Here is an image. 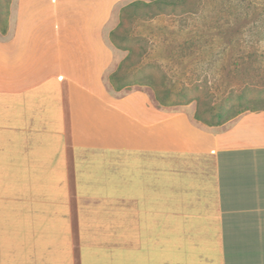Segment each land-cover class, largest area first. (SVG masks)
I'll list each match as a JSON object with an SVG mask.
<instances>
[{"label":"crops","instance_id":"1","mask_svg":"<svg viewBox=\"0 0 264 264\" xmlns=\"http://www.w3.org/2000/svg\"><path fill=\"white\" fill-rule=\"evenodd\" d=\"M120 1L11 5L0 264H264V108L213 126L116 89Z\"/></svg>","mask_w":264,"mask_h":264},{"label":"rangeland","instance_id":"2","mask_svg":"<svg viewBox=\"0 0 264 264\" xmlns=\"http://www.w3.org/2000/svg\"><path fill=\"white\" fill-rule=\"evenodd\" d=\"M13 1L0 0L1 31L9 28ZM135 1L154 0L115 6L113 73L121 64L128 81H143L146 91L199 113L201 121L241 94L245 107L264 108V0H184L186 12L123 19L122 9Z\"/></svg>","mask_w":264,"mask_h":264},{"label":"trees","instance_id":"3","mask_svg":"<svg viewBox=\"0 0 264 264\" xmlns=\"http://www.w3.org/2000/svg\"><path fill=\"white\" fill-rule=\"evenodd\" d=\"M183 1L184 0H154L151 2L135 1L125 6L122 9V14H123L122 18L123 19L124 17L132 18V16L136 15L137 18L146 19V18H154L161 14H179L181 11L186 12L185 10H181V7L185 5ZM121 25H122V22H121ZM3 31H6V29H3ZM111 37L113 40L117 39L116 30L111 33ZM123 49L129 50L131 53L130 49L128 48H123ZM129 59H130V55L125 60H129ZM120 69H122V66ZM127 79L128 77L120 74L119 70L111 76V80L114 82L115 87L118 90L125 87L126 84L124 82L125 81L128 82ZM128 83L129 85L134 84L133 82H130V81ZM136 84H143V81L136 82ZM152 86L154 87V84ZM156 94L160 96L158 91L156 92ZM166 100L167 99H164V98L162 99L163 104L175 105V102L166 101ZM248 102L249 100L245 98L244 94H241L239 96L238 103H233V102L230 103V101L228 102L223 101L217 107H215L214 110H212L214 112L212 113L211 120H204V123H207L213 126L222 125L226 123L227 121H229L231 118L240 114L241 112L249 110L250 107H245L246 103ZM251 109H255V108H251ZM196 116L199 119L201 118L199 113H197Z\"/></svg>","mask_w":264,"mask_h":264}]
</instances>
